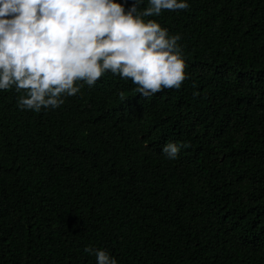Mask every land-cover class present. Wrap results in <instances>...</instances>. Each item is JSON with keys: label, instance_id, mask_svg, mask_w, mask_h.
Instances as JSON below:
<instances>
[{"label": "trees", "instance_id": "16d2710c", "mask_svg": "<svg viewBox=\"0 0 264 264\" xmlns=\"http://www.w3.org/2000/svg\"><path fill=\"white\" fill-rule=\"evenodd\" d=\"M187 3L144 18L181 37L179 90L144 98L105 73L40 112L0 91V264H97L86 247L264 264V0ZM166 143L187 147L169 160Z\"/></svg>", "mask_w": 264, "mask_h": 264}, {"label": "clouds", "instance_id": "9594fccd", "mask_svg": "<svg viewBox=\"0 0 264 264\" xmlns=\"http://www.w3.org/2000/svg\"><path fill=\"white\" fill-rule=\"evenodd\" d=\"M132 0L125 11L114 0H0V91L14 89L21 110L58 109L105 73L130 80L148 98L179 90L189 79L178 44L155 20L162 11L189 7L187 0ZM187 145L166 143L178 158ZM97 264H117L103 250L84 249Z\"/></svg>", "mask_w": 264, "mask_h": 264}]
</instances>
